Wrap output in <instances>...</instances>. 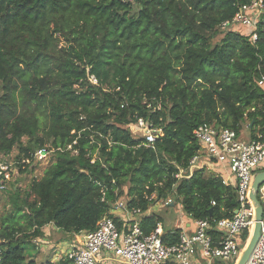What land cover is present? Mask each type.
I'll list each match as a JSON object with an SVG mask.
<instances>
[{
    "label": "trees",
    "instance_id": "16d2710c",
    "mask_svg": "<svg viewBox=\"0 0 264 264\" xmlns=\"http://www.w3.org/2000/svg\"><path fill=\"white\" fill-rule=\"evenodd\" d=\"M249 2L0 0V156L32 160L46 142L55 153L23 194H0V264H56L27 252L42 228L90 232L106 215L120 228L110 215L118 200L147 211L152 195H175L192 221L233 217L236 191L221 176L175 174L202 150L194 134L203 123L240 136L248 122L249 139L264 136V13L254 43L220 29ZM137 118L161 130L153 148L125 128ZM158 224L150 215L141 227ZM180 231L166 232L165 245Z\"/></svg>",
    "mask_w": 264,
    "mask_h": 264
},
{
    "label": "built area",
    "instance_id": "2783aa9c",
    "mask_svg": "<svg viewBox=\"0 0 264 264\" xmlns=\"http://www.w3.org/2000/svg\"><path fill=\"white\" fill-rule=\"evenodd\" d=\"M132 3L134 0H121ZM264 13L262 0H250L238 6V10L229 21L221 24L223 31L237 29L245 34L252 43L257 40L258 23ZM97 84L94 76L89 78ZM264 87V77L259 82ZM133 127L138 132L137 138L144 139L146 146L153 148L161 130L155 128L148 120L137 118ZM195 139L202 146L188 164V169L175 174L177 180L196 169L204 168L208 173L221 176L220 167H228L231 179L223 178V183L236 191L238 208L233 217L222 220L193 221V231L187 233L181 229L179 240L174 245H165V234L158 224L150 234H145L141 222L150 216V208L129 209L123 200H118L110 215L118 217L119 228L110 216H104L94 231H82L75 234L74 244L70 246L65 258L70 264H237L247 243L243 235H252L255 221V207L249 200V193L254 176L264 171V136L256 139L242 140L239 135L228 128H217L213 124L203 123L195 131ZM70 149V147H68ZM53 152L49 147L38 149L32 160L16 162L12 155L0 156V190H4L18 176V165H39ZM25 169V166L22 167ZM260 187L258 201L263 208L260 220L258 240L244 264H264V201L263 189ZM155 195L148 200L152 201ZM214 206L215 203L211 202ZM215 230L218 236L210 233ZM0 249V260H1Z\"/></svg>",
    "mask_w": 264,
    "mask_h": 264
},
{
    "label": "rangeland",
    "instance_id": "374dc122",
    "mask_svg": "<svg viewBox=\"0 0 264 264\" xmlns=\"http://www.w3.org/2000/svg\"><path fill=\"white\" fill-rule=\"evenodd\" d=\"M137 8H134L132 13H136ZM223 38V34H219L216 39L212 40V44L218 43ZM125 128L128 129L131 136L136 138L138 132L133 127V123L127 124ZM251 125L248 122H244L240 132V139L248 140L250 137ZM46 147H49V143L46 142ZM15 154V152H13ZM12 154V155H13ZM14 156V155H13ZM55 162V153L51 152L38 166H35V171L32 175L13 176L12 182L1 192L16 189L20 194L28 188L33 178L40 179L46 168L51 166ZM223 166L220 167V170ZM189 173V172H188ZM225 174V173H224ZM187 176V175H185ZM127 185L123 187L124 193H126ZM123 199L126 200L125 197ZM5 203L0 199V207ZM150 214L154 215L161 220L162 228L165 232L175 231L177 229H183L184 225L191 223L190 217L187 216L182 209L180 198L175 195H169L166 199L157 200L154 196L153 203L150 206ZM41 236L32 242L27 247L28 254H32L34 259H37L39 263H45L47 261L53 263H59L64 261L65 255L70 246L73 245L76 236L72 233H66L57 229L53 224H49L42 228Z\"/></svg>",
    "mask_w": 264,
    "mask_h": 264
},
{
    "label": "water",
    "instance_id": "95a60500",
    "mask_svg": "<svg viewBox=\"0 0 264 264\" xmlns=\"http://www.w3.org/2000/svg\"><path fill=\"white\" fill-rule=\"evenodd\" d=\"M263 184H264V171L257 173L253 178L251 192L249 193V200L251 204L255 207L256 223L254 225L252 235L247 245L243 249L237 264H244L246 262L247 258L249 257L259 237L260 220L263 214V208H262L261 203L257 199V195H258L260 187Z\"/></svg>",
    "mask_w": 264,
    "mask_h": 264
},
{
    "label": "crops",
    "instance_id": "0c3cea01",
    "mask_svg": "<svg viewBox=\"0 0 264 264\" xmlns=\"http://www.w3.org/2000/svg\"><path fill=\"white\" fill-rule=\"evenodd\" d=\"M220 170V169H219ZM225 173V174H224ZM220 174H221V176L223 177V178H226V179H231L232 180V175H231V173H230V170H229V168L228 167H223L221 170H220ZM191 223H187V225H184V227H182L187 233H191L192 231H193V227H194V225H193V221L191 220L190 221ZM162 226V225H161ZM165 232V231H164ZM169 232H172V231H169ZM166 233V232H165ZM35 261L37 262V263H39L38 262V260L37 259H35Z\"/></svg>",
    "mask_w": 264,
    "mask_h": 264
},
{
    "label": "bare ground",
    "instance_id": "6f19581e",
    "mask_svg": "<svg viewBox=\"0 0 264 264\" xmlns=\"http://www.w3.org/2000/svg\"><path fill=\"white\" fill-rule=\"evenodd\" d=\"M262 191H263V194H264V187H263ZM263 201H264V196H263Z\"/></svg>",
    "mask_w": 264,
    "mask_h": 264
}]
</instances>
